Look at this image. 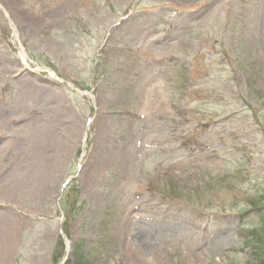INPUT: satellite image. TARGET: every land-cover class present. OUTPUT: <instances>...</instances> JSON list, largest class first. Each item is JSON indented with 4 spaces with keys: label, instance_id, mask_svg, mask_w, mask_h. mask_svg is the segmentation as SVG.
<instances>
[{
    "label": "rangeland",
    "instance_id": "rangeland-1",
    "mask_svg": "<svg viewBox=\"0 0 264 264\" xmlns=\"http://www.w3.org/2000/svg\"><path fill=\"white\" fill-rule=\"evenodd\" d=\"M263 223L264 0H0V264H264Z\"/></svg>",
    "mask_w": 264,
    "mask_h": 264
},
{
    "label": "trees",
    "instance_id": "trees-1",
    "mask_svg": "<svg viewBox=\"0 0 264 264\" xmlns=\"http://www.w3.org/2000/svg\"><path fill=\"white\" fill-rule=\"evenodd\" d=\"M263 225H264V223H263ZM263 229H264V226H263ZM65 232L68 233V228L67 227H65ZM258 237L260 238L259 234L255 233L254 236H253V239H257ZM262 238H260L261 241H263ZM257 242H259V245H261V243H262V242H260V240H257ZM62 245H63V242H62ZM68 262H69V259L65 262V264H69ZM78 263L80 264V263H84V262L82 260H78Z\"/></svg>",
    "mask_w": 264,
    "mask_h": 264
},
{
    "label": "water",
    "instance_id": "water-1",
    "mask_svg": "<svg viewBox=\"0 0 264 264\" xmlns=\"http://www.w3.org/2000/svg\"><path fill=\"white\" fill-rule=\"evenodd\" d=\"M65 239H67V237L65 236Z\"/></svg>",
    "mask_w": 264,
    "mask_h": 264
}]
</instances>
